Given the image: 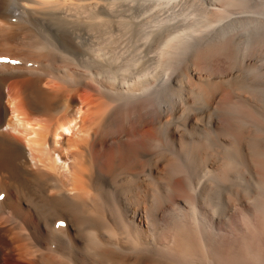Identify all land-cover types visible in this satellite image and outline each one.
Masks as SVG:
<instances>
[{"label":"bare ground","instance_id":"bare-ground-1","mask_svg":"<svg viewBox=\"0 0 264 264\" xmlns=\"http://www.w3.org/2000/svg\"><path fill=\"white\" fill-rule=\"evenodd\" d=\"M98 1L0 0V56L9 58L0 63V264H264V193L243 239L238 233L240 226H202L191 176L218 156L211 158L205 143L188 141L189 135L199 134L204 122L201 116L186 120V115V121L178 118L199 95L206 98L199 99L217 104L216 98L224 101L229 89L247 88L244 91L250 97L245 95L238 102L236 113L249 120L253 135L239 118L228 120L233 114L228 119L220 116L219 120L229 122L217 121V129L222 139L251 136L264 180V119L260 120L250 101L263 102L254 93L264 94V67L258 63L264 60V19L252 17V12L234 16L233 11V7L251 4L264 7V0H220L222 8L210 11H204L198 0H182L170 11H154L143 18L136 39L132 37L134 29H121L119 23V28L109 23L76 24L94 15L97 19L100 10H94ZM150 9L151 5L138 16ZM47 17L60 21L53 29L65 46L77 45L88 32L108 36L121 29L110 49L116 52V61L121 59L115 69L125 74L121 85L105 80L103 75L109 70L101 69L106 72L102 75L85 63L80 66V62L71 61L74 58L54 61L55 42L44 35V29L41 32L18 21L33 18L44 22ZM189 17L195 19L193 25L185 23ZM162 27L158 54L141 64L143 47ZM93 36L99 37L96 32ZM107 50L103 56H108ZM255 54L258 59L250 57ZM219 55L226 61L237 56L244 64L247 71L241 79L244 76L245 80H238L242 85H232L228 77L220 75V68L215 70L222 61L214 59ZM200 58H204L203 68L215 73L214 80L198 68ZM104 67L111 68L109 63ZM249 68L255 73L250 74ZM136 76L152 80L142 84L136 97L129 98L126 82ZM169 98L172 110L157 115L159 102L165 105ZM163 122L174 126L163 128L161 137ZM156 143L161 146L157 153L153 148ZM239 149L237 146L228 155L225 173L215 177L224 180L230 178L231 170L244 172L241 157H237ZM158 182L166 183V192L156 189ZM151 193L163 196L156 209L148 205ZM206 195V201L216 203ZM237 195V202L246 197L244 192ZM174 203L193 215L190 221L170 218L168 208Z\"/></svg>","mask_w":264,"mask_h":264},{"label":"rangeland","instance_id":"rangeland-1","mask_svg":"<svg viewBox=\"0 0 264 264\" xmlns=\"http://www.w3.org/2000/svg\"><path fill=\"white\" fill-rule=\"evenodd\" d=\"M14 1H16V0H14ZM145 1H147V0H144V1L143 0H99L97 2V5H98L97 8L98 7H100V8L98 10H97V8H95L94 12L96 13V12H98L100 10L99 12H100L101 15L98 14L99 12L97 13V15L98 16L100 15V17L97 16V19L95 20L96 17L93 14L94 13L93 12V13H91V15H94V16L93 17L91 16L92 18L91 17L90 18L93 19L94 21L89 18V19H86V20H80L79 22H76V24L82 25L84 27L85 26L86 27H89V26H92V25L93 26H96V25H100V24L101 25H104L106 23L107 24L109 23V25L111 24V26H114V28H119L120 25H121V29L124 28V27H128V28L130 27V29L132 28L131 30L134 29V31H132L134 34L131 32V35L133 34L132 37L134 36V39H136L137 36L139 35V32H140V30H139L140 28L139 27L143 23V18H147V15L149 16L150 13H151L150 14V17H151L152 15L155 14L154 11L157 12V11L160 10L161 12H163V9H165L166 11H168V10L170 11V9L176 3H179L182 0H148L147 2H145ZM171 1H172V4H171ZM219 1L220 0H215V3H214V0H212V1L209 0V3H208L205 0H203V1L202 0H198V4H200V6L204 4L202 6L204 8V11H210V10H213L214 8L215 9L216 8H219V7L222 8V3L219 2ZM118 4H120V5H118ZM164 4H165V6H164ZM207 4H208V6H207ZM128 5H130L131 7L128 6ZM149 5H151V9L147 11L148 13L146 12L145 13L146 15L144 14L142 17L141 16L139 17L138 16V14H139L138 12L141 11V10H143L144 8H146ZM162 5H163V7H162ZM156 6L157 7L159 6L158 7L159 9H157ZM122 7H124V10L121 9ZM140 7H141V9H140ZM225 7H226V5H225ZM240 7H233L234 8L233 11L235 12L234 16H239L238 14H240V16H241V13H242V16H247L248 14H250V12H252V15H251L252 17L253 16L254 17H257L258 16V18L264 19L263 18V16H264V9L263 8L264 7H258V6L255 7V5H252V4L249 7L248 6L247 7L246 6H240ZM261 10H263V11H261ZM152 12L154 14H152ZM256 12L258 13V15H257ZM103 13H105V14H103ZM124 13L126 15H124ZM205 16H204V19H207L208 18V14L205 15ZM259 16H261V17H259ZM99 18H101V19H99ZM46 19H48V17ZM29 20L26 21V20L22 19V20H18V21H20V24H25V25L27 24V25H29V27L30 26L32 27V25H33V28H36L38 31H41V32L44 29V31H43L44 35L47 36V38L49 37V39H50L51 42H55L54 43L55 49L53 51V53L54 52L55 53L53 54L54 56L52 55L53 57H55L54 61H56L58 63H61V61L63 62V60L65 62H68V59L71 60V58H74L71 61L76 60L77 64L80 62L79 63L80 66L82 64L84 65V63H85V66L88 65L86 67H89L90 69L93 68L92 70L97 71V72H100V73H102V75L106 73V72H103L104 70H109L110 71V69L112 67L113 68L115 67L114 69L113 68L111 69L112 73H111V71L110 72L107 71L108 73H106L105 75H103V77L105 76L104 77L105 80L108 81L111 85H114V86L121 85V83L124 80L123 79L124 78L123 77V74L124 73L122 74L121 71H116L118 69L117 68L118 65L121 64V59L116 61V59L113 57V55L116 54V52L115 51H113V52L111 51V50H113L112 47L115 46L114 44L116 43V40H117V35L116 34L117 33H120V32H123L121 29L120 30H117L114 33V35H108V36H100V34H99L100 31H95L96 34L99 35V37L93 36V34H95V32L94 33L88 32V34H85L84 38L80 39L77 42V45H68V46H65V45H63L62 42H60L62 39L61 38L59 39V36H56L57 33L53 29L54 28V24L55 25L56 24H58V25L60 24V21L58 19H48V20H46L44 22H39L38 20H35L33 18H29ZM98 21L100 22L99 24H98ZM26 22H28V23H26ZM93 22H95V23H93ZM194 22H195V19H193V18L191 19V17H189L188 18V21H186L185 23L190 24V25H193ZM38 23H39L40 26L37 25ZM87 23H89V24L87 25ZM42 24H43V26H42ZM174 24H178V23L175 22ZM203 29H207V28L205 27ZM161 32L163 33V27H162V30L161 29L160 30H157V32L155 33V36L153 38L147 40L148 42H146L147 44L145 45L146 48L143 47V49H142L143 52H144V54L142 52V57L144 59L141 58V64L142 63H145L146 61H148V60H150V59H152L154 57H156V55L158 54V52H157L158 47L157 46H159V45L157 43L160 41V35H162ZM244 32H247V31H243V33ZM89 33H90V35H89ZM52 34H54V35L52 36ZM173 34H174V31L171 32L170 35L166 36L165 39L168 40L169 38H171V36ZM91 35L95 39L94 38H91ZM90 39H92V41ZM113 39H114V42H113ZM28 40H31V39H28ZM103 40H105L106 43ZM153 43H155V44H153ZM79 44H81V45H79ZM93 44H94L95 47L93 46ZM75 47H77V48L75 49ZM68 48H69V51H68ZM78 48L80 49V51H79ZM103 48H105V49H103ZM61 49H62V51H61ZM106 49H108L106 52L107 53L109 52L110 54L108 53V56H103L102 54H104V52H105L104 50H106ZM59 50H60V52H59ZM101 50L103 52H101ZM94 52L96 54H94ZM62 53L64 55H62ZM98 53L100 55H102V56H100ZM74 54H76V55H74ZM239 54H247V52L243 53L242 51H240ZM82 55H84V57H82ZM72 56H74V57H72ZM99 56L100 57H104V58H100ZM125 56H127V55H125ZM258 56L259 55H256L255 54L254 57H253V55L250 56V57L255 58V59H258ZM95 57H99V59L98 58H95ZM100 59H101V61H100ZM203 59H201V58L199 59V61H201V60L202 61H201V64H200L201 66L200 65L198 66V63H197L198 68L199 67L200 68L202 67L201 69L206 70V71L203 70L204 71V74H207V73L208 74H211L210 71H207V69L203 68V66L205 65L204 63H202V62H204ZM214 59H217V60H220L221 61L222 60V56L219 55L218 57H215ZM78 60H80V61H78ZM210 60H212V59H210ZM228 61L222 60L221 62H219L220 64L217 63L218 66H216V69L215 70L219 71V68H220V72L222 73L220 75H222V76H224L226 78L228 77L227 79H229V82L232 85H235L237 83H238V85H242L241 84L242 81L238 82V80H245V77L244 76H243V79H241L242 74L244 75V72L247 71L246 69L243 68V67H245L244 64L242 62H240V59L237 58V56H233V58L229 62ZM261 61L262 60L258 61V63L260 64V66L264 67L263 66L264 60H263V62H261ZM100 62H102L101 64H103V65H101ZM105 63H107V64L109 63L111 68L110 69L109 68L106 69V67H104V64ZM111 65H113V66H111ZM96 67H97V69H96ZM101 69H104V70H102V72H101ZM98 70H100V71H98ZM113 73H115V74H113ZM249 73L250 74H253V73H255V71L253 69L249 68ZM214 74H211L212 76L209 77V80H214V78H215ZM124 76H125V74H124ZM229 76H233V78H229ZM138 77L137 76L136 77H132L131 78L132 80H129L128 83L125 81L126 82V88H127L126 90H128V91L125 92V95H127L129 98L132 97V96L137 95L138 93H140L141 89L143 88V85H142L143 83L149 82L150 80H152V77H151V79H149V76H138ZM218 78H221V77H218ZM245 89H247V88H245ZM245 89H243V90L242 89H237L236 92H235V90H233V91L231 90L232 92H230V89H229V92L226 91L227 93H229L228 95L225 93L226 94L225 97L227 99L224 97V101L222 99L221 102L226 103L227 100H229V99L230 100L228 101L229 103H227L229 106L227 104H226V106H224V104L222 103L223 104V107H225L224 110L222 109L223 107H221L222 105L220 106L221 102L219 101V99H218L219 97L218 96H217L218 98H216L217 100L216 99L215 100L218 101L217 104H218L219 108H221V109L218 108V106H217L216 103H213L214 101L213 102H210L211 103V105H210V103L207 102L206 100H201L203 98L204 99H206V98L205 97L202 98L203 95L202 96L199 95V98H201V99H199L197 97L194 98L195 101L193 102V104L191 106H189L188 108H186V111L183 110V111H181L182 113L180 112L179 115H178V118H181L182 119V117H183L184 120L186 119L185 118L186 115H187L186 116L187 117L186 120H189V118H191L193 115H199V116L202 117V119H204L203 120L204 122L201 125V130L199 131V134L197 132L196 134H194L195 136L193 134L189 135L188 136L189 138L187 137L188 138V141L189 142H194V143H199V144H200V142H202L201 145L205 143L206 145L204 144L203 146L205 147V149L207 148L206 151L208 153L209 152L210 153H213V154H210L209 153L210 157L211 158H215V155L218 156V158L212 159L209 163H206L199 170H197V172H195L194 174H192L193 177L191 176V179H192L191 180V183H192V185H194V189H195L193 193H194V195H197V198H198L197 205H198V211H200V218H201V215H202V226L205 223H209V224L214 225V226H220V225H223V226H226V227H239L240 226L242 228V230H239L238 233H239V235L241 236L242 239H243V236L245 235V233L248 232L249 219L256 217V214H257V206H258V203H259V199H261L263 197V193H264V191L262 190V187H263V184H264L263 175L261 174L260 171H258L259 170L258 169L259 167H258V164L256 162V160H257L256 157L257 156H255V154L253 152V148L251 146V138L250 137L253 135V130H251V128H254V127L249 122V120H248V122H246L247 119H245V117H243V116L238 117V115H240V114H237L236 113V112H238L237 109L240 108L239 107V105H240L239 104L240 103L239 101H241L244 98L245 95H248L247 93H245L246 92V91H244ZM108 92H110V91H108ZM111 92H115V91H112L111 90ZM233 92H234V95L236 94L235 96L234 95H231V94H233ZM254 94L258 98H260V99L263 100V102L262 101L261 102L259 101L260 103L257 101L258 99L256 101L255 100H253V101L250 100L251 101V108H253V110H255L258 113L259 118L261 116L262 119H260V120L262 121L264 119V94H261V93H258V92H255ZM163 98L164 97H162L161 100H163ZM225 99H226V101H225ZM168 101L169 102L165 103V105L163 103L162 104L160 103L162 101L159 102V107H158V111H157L158 113H157V115L160 114V112H162V111H164L165 113H168V112H166V109H167V111H171L172 110V106L171 105H173V100L171 101V99L169 98ZM235 101H237V102H235ZM230 102H232V103H230ZM212 104H214V105L216 104L215 106L213 105L215 108H213ZM161 108H162V110H161ZM226 108H228V110H226ZM163 109H165V110H163ZM204 113H205V115H204ZM161 114H163V113H161ZM232 114H233V118L231 119L230 117H232ZM163 115H161V116H163ZM220 116L223 117V118L225 117L227 119L230 118L228 120H231V121H237V120H235V118H239V120H241V122H242L241 124H244V126L247 128V130L251 132V136L243 137L242 139H239L238 137H236L237 138L236 139L234 136H232L231 138L230 137H226V139L225 138L222 139L221 138L222 135L220 136V134L218 133L219 129H217V121H221V120H219V118H221ZM226 116H228V117H226ZM242 119H244V120H242ZM222 121L224 123L225 122L226 123L229 122V121L227 122L226 119H225V121H224V119ZM222 121H221V123H222ZM174 122L175 121H173V123ZM263 122H264V120H263ZM165 123H166V125H165ZM173 123H169V124L167 122L161 123V125H160V128H161L160 131H162L161 132V134H162L161 137L164 136V132H165V130H163V128H165L167 130V128L169 126L170 127L171 126H174V125H172ZM239 129L241 130L240 132H242V128H239ZM190 136H192V137H190ZM229 138H230V140H229ZM217 139L219 140V142L215 144V142L218 141ZM238 139L239 140H243V142L240 143L239 141H237ZM246 139H250V140H248V142H247V141H245ZM211 141L213 143H211ZM247 143H248V145H247ZM210 144H212V145H210ZM217 144H219V146L221 145L222 147L220 146V148H219V146ZM241 144H242V146L243 145L244 146L242 147ZM237 146L241 147V149L238 150V151H240L241 156H240V153H237V157L238 158L241 157L240 159L243 162L242 168H243V170H244L245 173L244 172L243 173L242 172L241 173H237L236 171L231 170V175H230V178L229 179L221 180V178L215 177L216 174H221V173L224 174L225 173L224 164L227 161V157H228V155H230V152L232 150H234ZM214 147H215V149H213ZM153 148L155 149L154 152L156 151L155 153H157L159 151V149L161 150V146L158 143H156V145H153ZM243 152H245L246 154H244ZM244 159H245L246 163L248 162L247 163L248 165L246 164V166L244 164L245 161H243ZM236 175L237 176H240L241 178H236L237 177ZM214 177L216 178V180H215ZM162 183L163 182H158L156 184V189L157 190H160V192H164L166 190V188H165L166 187V183L165 184L163 183L164 185ZM235 183H236V185H234ZM162 185H163V187H162ZM230 190L232 191V193L230 192ZM203 192H204V194H207L206 196L208 198L212 196L210 199L212 200V198H214V200H212V201L215 202V200H216V203H209L208 201H206L204 199ZM243 192H244V195H246V197L243 200H241V201H238V202L235 201L236 199H234V198H236L238 196L237 194H243ZM234 193L236 195H234ZM151 194L152 195L148 199V201H149L148 202V205H149V207H152V209H154V208L156 209L159 206L160 201L163 200V196L158 195V197H157V196H155V194H153V193H151ZM247 195H249V196H247ZM161 197H162V199H161ZM231 198L234 199L235 202H233V200ZM229 200H232L231 203H233V205L230 203ZM260 202H261V200H260ZM230 205H231V207H229ZM176 206L177 205L175 203L174 204H171L169 206V208H168V214H169L170 218L173 219V220L174 219L176 220V217L179 216L177 219H180V218L184 219L185 218L187 221L188 220L190 221V219L192 218L193 215H191L189 212H185L184 213L180 209H177L178 207H176ZM170 207H171V209H170ZM174 211H175V213H174ZM172 216H173V218H172Z\"/></svg>","mask_w":264,"mask_h":264}]
</instances>
